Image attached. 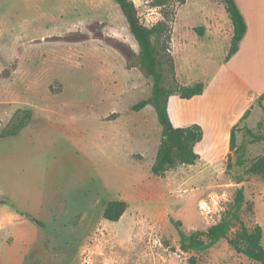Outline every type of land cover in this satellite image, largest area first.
Returning <instances> with one entry per match:
<instances>
[{
    "label": "rangeland",
    "instance_id": "1",
    "mask_svg": "<svg viewBox=\"0 0 264 264\" xmlns=\"http://www.w3.org/2000/svg\"><path fill=\"white\" fill-rule=\"evenodd\" d=\"M133 1L143 24L167 26L175 73L166 70L165 82L209 80L239 111L244 91L225 66L228 23L201 33L222 1ZM138 50L113 0H0V264H189L192 255L198 264H258L225 238L189 252L180 239L235 210L228 237L241 223L259 225L264 247V174L246 172L264 155V139L248 132L264 136V100L236 124L234 149L211 142L193 164L154 175L161 126L152 105L132 109L152 85ZM180 100L186 124L194 103ZM109 200L127 204L116 221L102 215Z\"/></svg>",
    "mask_w": 264,
    "mask_h": 264
},
{
    "label": "trees",
    "instance_id": "2",
    "mask_svg": "<svg viewBox=\"0 0 264 264\" xmlns=\"http://www.w3.org/2000/svg\"><path fill=\"white\" fill-rule=\"evenodd\" d=\"M120 7L124 15L128 28L138 45L137 65L147 77L152 80L151 93L147 98L139 100L132 106L133 110H139L145 105L150 104L154 107L157 120L161 126V136L157 146V151L153 164L150 167L151 173L162 176L166 170L179 164H193L198 159V154L194 147L203 137L200 125L194 123L185 127L174 126L167 111V102L170 95L176 93L181 98H190L201 94L204 84L201 81L181 85L173 78V83H166L164 80L165 71L174 75V60L169 51L170 36L167 26L162 22L146 26L138 16L137 8L133 0H113ZM231 21L233 33L230 40L227 58L234 54L245 31L246 24L234 0H221ZM166 0H155L154 4L163 5ZM183 4L185 0H178ZM264 100V92L259 96L258 101ZM239 119L240 122L245 115ZM24 119L29 117V113L23 115ZM237 122V123H238ZM236 123V124H237ZM231 128L229 137V149H234L235 126ZM21 123L16 125L19 128ZM253 141H260L264 136L254 135ZM240 148V147H239ZM238 149V148H237ZM236 149V150H237ZM243 159L238 154L235 164L242 165ZM251 174H264V155L257 157L246 169ZM244 200L242 188L236 190L234 205L240 206ZM5 203L4 201H0ZM127 204L123 200H109L103 209V217L110 221L118 220L124 213ZM238 219L236 211L223 216L217 223L210 225L205 231L194 232L180 239V248L189 252L201 250L213 246L220 239H227L228 244L237 252L245 255L248 259L264 264V247L261 243L262 228L255 225L251 230L242 223L240 228L230 237L228 232L231 229L232 220ZM201 236H205L207 243L199 244ZM189 264H198L195 256H190Z\"/></svg>",
    "mask_w": 264,
    "mask_h": 264
},
{
    "label": "crops",
    "instance_id": "3",
    "mask_svg": "<svg viewBox=\"0 0 264 264\" xmlns=\"http://www.w3.org/2000/svg\"><path fill=\"white\" fill-rule=\"evenodd\" d=\"M234 1L244 18L246 31L239 42L237 51L229 57L225 66L232 76L233 88L244 91L242 108L232 114L234 101L232 93L227 91L222 94L219 89L213 88L209 80H202L204 88L201 94L190 98H181L172 94L167 102L168 115L174 126L184 127L194 123L201 126L203 137L194 147L197 153H200V150L207 152L211 142H215V145L218 141L223 145L222 153L226 154L229 150L231 128L246 111L254 107L259 96L264 92V0ZM218 13L211 14L212 19L206 20L201 33L203 35L208 32L217 34V30L222 31L220 19L224 18V21L228 23L227 34L231 40L233 28L230 19L227 18L228 14L224 13L222 2ZM177 98L194 103L195 116L192 114L186 124L181 122L183 115L179 108L182 106V101ZM227 110H231V113L223 119ZM221 136L227 139H219Z\"/></svg>",
    "mask_w": 264,
    "mask_h": 264
}]
</instances>
